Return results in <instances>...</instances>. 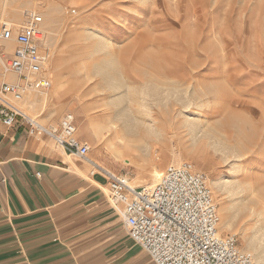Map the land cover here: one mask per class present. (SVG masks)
I'll use <instances>...</instances> for the list:
<instances>
[{"label": "rangeland", "instance_id": "374dc122", "mask_svg": "<svg viewBox=\"0 0 264 264\" xmlns=\"http://www.w3.org/2000/svg\"><path fill=\"white\" fill-rule=\"evenodd\" d=\"M30 13L43 16L52 50V84L39 108L59 114L43 122L29 113L35 93L19 106L44 124L72 112L78 133L90 132L89 158L135 186L156 182L153 171L169 163L193 162L208 175L219 234L236 233L247 250V235L264 227V214L251 213L264 201V0H0V20L21 23ZM198 112L193 141L182 121ZM118 113L137 118L135 132L124 131ZM217 142L248 152L247 170Z\"/></svg>", "mask_w": 264, "mask_h": 264}, {"label": "crops", "instance_id": "0c3cea01", "mask_svg": "<svg viewBox=\"0 0 264 264\" xmlns=\"http://www.w3.org/2000/svg\"><path fill=\"white\" fill-rule=\"evenodd\" d=\"M35 95L27 111L56 120L58 110L44 114ZM96 165L29 134L21 117L10 126L0 119V264H155L129 236Z\"/></svg>", "mask_w": 264, "mask_h": 264}, {"label": "built area", "instance_id": "2783aa9c", "mask_svg": "<svg viewBox=\"0 0 264 264\" xmlns=\"http://www.w3.org/2000/svg\"><path fill=\"white\" fill-rule=\"evenodd\" d=\"M43 16L21 23L0 20V119L17 117L31 135H47L67 153L88 159L90 144L77 136L75 115L67 111L57 124H44L19 106L29 93L44 96L51 87L47 70L52 56ZM106 176L108 196L121 204L129 236L155 264H264L238 245L236 233L220 235L218 204L206 172L193 162L169 163L156 182L135 186L126 174Z\"/></svg>", "mask_w": 264, "mask_h": 264}, {"label": "bare ground", "instance_id": "6f19581e", "mask_svg": "<svg viewBox=\"0 0 264 264\" xmlns=\"http://www.w3.org/2000/svg\"><path fill=\"white\" fill-rule=\"evenodd\" d=\"M140 1H143V0H140ZM91 27V25H89V24H85L84 26H83V29H82V31L84 32V33H86V34H90V32L88 33V29ZM88 36V35H87ZM99 42V41H98ZM215 65H216V62H215ZM91 71H92V68L91 67H86L84 70H83V72H82V76L83 77H88L90 74H91ZM168 93V92H167ZM176 94V93H175ZM158 96V95H157ZM156 97V96H155ZM174 97V96H173ZM154 99V98H153ZM157 99V98H156ZM158 99H159V97H158ZM164 99V98H163ZM186 102V101H185ZM184 102V103H185ZM155 103V102H154ZM201 116H203V113L202 112H198V118H195V119H192V117L191 116H186V118L182 121L183 122V125L187 128V130H188V134H190V137H191V140H193V141H196L197 140V138L199 137V132L201 131L200 130V128H199V125H200V123H199V121L198 120H200L201 118ZM116 122L117 123H123V127H124V129H126V130H124V131H131V132H135V130H136V127H137V125H138V121H137V118L135 117V116H133V120L131 121V123H130V121H129V119L128 118H124L123 116H122V114H120V113H118L117 114V116H116ZM132 124V125H131ZM234 125H235V122H234ZM117 125L115 124V123H113L112 124V126L110 127V128H113L115 131L117 130V127H116ZM237 128H238V125H237ZM239 129V128H238ZM156 131H159V129H155ZM118 131V130H117ZM242 130L240 129V132H241ZM119 132V131H118ZM149 132H151V133H155L154 132V129L152 128V129H150L149 130ZM206 134H203L202 135V137L203 136H205ZM219 141V140H218ZM220 142V141H219ZM219 142H217L216 143V145H219L218 143ZM225 142H223V144L222 143H220V145L218 146V149H220V150H223L224 152H227V154L229 155V156H233V157H237V160L235 161V163H237V161H239L240 160V158H241V156H239V154H237V151H236V149L232 146V145H226V143L224 144ZM216 147V146H215ZM239 151V150H238ZM250 152V151H249ZM227 157V156H226ZM250 154L248 153V152H245V154L242 156V158L243 159H245V160H247V164H246V166H244L242 169H243V171H246L247 170V167H248V162H249V160H250ZM235 163H233L232 164V169L233 168H235ZM102 168V167H101ZM241 169V170H242ZM234 173V172H233ZM242 173H244V172H239V174H237V175H242ZM153 175L155 176V177H159V175H160V171H158L157 169H155L154 171H153ZM241 177V176H240ZM234 179V178H233ZM236 180H225L224 182H222V184H228V186L229 187H232L234 184H236ZM214 181H212V184L214 185ZM256 184H258V181H257V183ZM253 201V203L251 204V205H255L256 206V201L255 200H252ZM260 204L261 205H259V206H257L258 208H259V212L260 213H258V211H256L257 209H256V207L254 208H251V213H257V215L259 214H261L259 217H261L263 214H264V201L262 200L261 202H260ZM230 211V210H229ZM231 211H233V210H231ZM232 213V212H231ZM234 213V212H233ZM226 216H228V215H226ZM225 216V217H226ZM256 216V215H255ZM257 217V216H256ZM252 218V217H251ZM261 218H264V217H261ZM259 220H261V219H259ZM233 218H232V216H231V218H230V214H229V216L226 218V220H222L221 221V223H220V226L221 227H223V228H232V225H233ZM219 225V224H218ZM254 233V235L252 236V235H247L248 236V238H247V241H246V249L247 250H250V251H252L253 252V254H254V256H255V259L258 261V262H261V263H264V227L262 226V225H260L259 227L257 226V228L255 229V231L253 232ZM246 238V237H245Z\"/></svg>", "mask_w": 264, "mask_h": 264}]
</instances>
